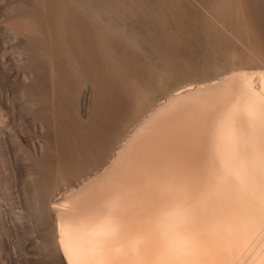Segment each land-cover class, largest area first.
I'll return each instance as SVG.
<instances>
[{"label":"rangeland","instance_id":"374dc122","mask_svg":"<svg viewBox=\"0 0 264 264\" xmlns=\"http://www.w3.org/2000/svg\"><path fill=\"white\" fill-rule=\"evenodd\" d=\"M258 69L264 0H0V264H66L54 202L178 90Z\"/></svg>","mask_w":264,"mask_h":264},{"label":"bare ground","instance_id":"6f19581e","mask_svg":"<svg viewBox=\"0 0 264 264\" xmlns=\"http://www.w3.org/2000/svg\"><path fill=\"white\" fill-rule=\"evenodd\" d=\"M53 210L66 264H264V69L169 96Z\"/></svg>","mask_w":264,"mask_h":264}]
</instances>
